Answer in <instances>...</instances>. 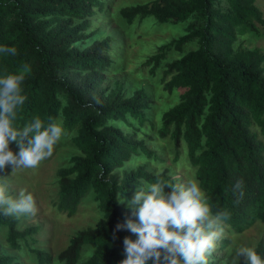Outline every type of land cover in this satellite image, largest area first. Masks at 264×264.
Instances as JSON below:
<instances>
[{
	"label": "trees",
	"instance_id": "1",
	"mask_svg": "<svg viewBox=\"0 0 264 264\" xmlns=\"http://www.w3.org/2000/svg\"><path fill=\"white\" fill-rule=\"evenodd\" d=\"M104 4L0 0V46L17 49L15 56L0 53V76L22 72L25 65L30 68L22 82L27 99L17 110L14 126L39 117L45 126L60 121L67 132L74 129L70 142L76 152L56 169L58 197L53 204L70 217L92 191L101 212L93 226L78 230L57 253L63 264H119L126 258L124 238L135 240L137 235L116 225L138 221L127 202L140 181L181 182L169 166L158 172L145 165L120 171L141 151L158 161L165 158L136 137L149 120L152 94L145 87L127 93L119 82L106 83V71L117 68L114 38L103 34L101 24L89 30ZM119 13L128 23L136 18L141 23L147 16L160 23L192 17L182 34L159 45L142 63L151 75L163 66L160 81L165 92L182 90L178 101L161 113L158 135L172 140L174 161L185 153L184 161L213 215L228 214L217 226L220 233H241L256 221L264 224V46L249 47L239 40L264 36L263 11L255 0H150L122 6ZM193 40L196 47L184 51ZM170 49L181 55L167 60ZM19 223V216L0 215L10 247L19 250L24 244L34 253L35 264H51L50 253L32 247L40 227L19 229ZM220 239L218 249L223 250L230 238ZM86 245L92 251L80 261ZM253 249L264 260V237ZM207 259L217 264L212 254ZM0 264L23 262L0 248Z\"/></svg>",
	"mask_w": 264,
	"mask_h": 264
},
{
	"label": "rangeland",
	"instance_id": "2",
	"mask_svg": "<svg viewBox=\"0 0 264 264\" xmlns=\"http://www.w3.org/2000/svg\"><path fill=\"white\" fill-rule=\"evenodd\" d=\"M104 1V10L96 16V19H92L89 30L96 29L101 24L104 28L103 34H109L114 38L115 51L118 56L113 64L117 68H111L106 71V83L113 86L115 82H119L127 93L134 88L145 87L152 94V106L147 110L149 120H147V125L144 124L140 128L141 130L137 132L136 137H143L144 145L147 149H157L159 154L165 158L164 162L158 161L155 159L154 154L149 156L147 152L141 151L140 154L134 155L129 161L125 162L120 171L123 169L131 170L139 165H145L148 170L158 172L163 167L169 166L173 171V176L179 178L182 183H187L189 180L197 183L193 170L184 161L185 153L181 155L179 160L174 161L172 140L169 137L161 138L158 135L161 113L178 101L182 90L174 89L171 93H167L162 89L160 79L163 66L157 69L154 75L150 74L148 67L144 68L142 66L146 57L156 51L159 45L167 43L182 34L192 17L178 23H160L153 16H147L141 23L138 18L132 23H128L120 15L119 9L125 5L144 3L150 0ZM255 4L264 13V0H255ZM239 40H243V44L249 47L264 46V36L246 35L239 38ZM196 45L194 40L188 42L184 45V51L192 49ZM167 51V60L181 55V53L172 49ZM58 123L62 126L60 121ZM151 127L154 129H151ZM126 130L128 132L133 131L129 127H126ZM73 132L74 129L70 132L65 130L66 135H63L54 146L52 155L41 161L37 168L13 171L12 166L8 165L0 169V185L7 189L8 195L16 198L21 190H26V192H30L33 195L36 212L34 215H19V229L33 225L40 227V230L34 234L38 242L35 245L33 244L32 247L50 253L52 255L51 264H63L57 260V253L68 245L70 239L78 230L93 226L101 217V212L93 199L92 191L82 199L76 213L70 217L63 212H59L53 204V201L58 197L56 169L65 165L68 162V158L76 152L70 142V136ZM9 148L14 153L18 152L15 142H11ZM6 231V227H0V248L2 253L19 255L23 264H35L34 253L31 249L26 248L24 244L21 245L19 250L10 247L6 241ZM224 236L230 238V243L226 248L220 250L218 249L219 239ZM261 237H264V224L259 221H256L241 233L233 230L228 232L222 230L218 239L219 243L216 241V248L212 252V258L218 259L217 264H246L244 256H236V249L241 246L253 248ZM91 251L92 247L86 245L80 261L86 259Z\"/></svg>",
	"mask_w": 264,
	"mask_h": 264
},
{
	"label": "clouds",
	"instance_id": "3",
	"mask_svg": "<svg viewBox=\"0 0 264 264\" xmlns=\"http://www.w3.org/2000/svg\"><path fill=\"white\" fill-rule=\"evenodd\" d=\"M0 53L17 55L16 47L0 46ZM30 72L25 65L23 71L0 76V169L11 165L17 169H35L41 161L50 157L54 146L66 135L61 124L51 121L44 125L39 117L21 127L14 126L17 110L27 97L22 94V82ZM16 142L19 149L9 148ZM139 188L128 201L132 214L138 222L128 219L117 224L116 229H128L136 234L135 240L124 238L126 258L119 264H208L207 257L216 248L221 233L217 226L227 213L213 215L207 198L194 181L187 183L141 180ZM241 182L237 181V187ZM170 191L166 192L165 188ZM124 203V198H119ZM36 212L33 195L21 190L16 198L8 195L0 185V215L19 216ZM236 256H244L246 264H264V260L251 247H238Z\"/></svg>",
	"mask_w": 264,
	"mask_h": 264
}]
</instances>
